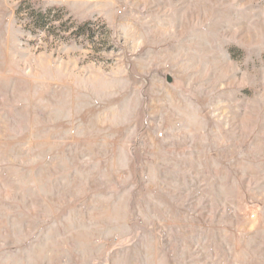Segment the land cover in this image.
<instances>
[{"label": "rangeland", "instance_id": "1", "mask_svg": "<svg viewBox=\"0 0 264 264\" xmlns=\"http://www.w3.org/2000/svg\"><path fill=\"white\" fill-rule=\"evenodd\" d=\"M0 264H264V0H0Z\"/></svg>", "mask_w": 264, "mask_h": 264}]
</instances>
